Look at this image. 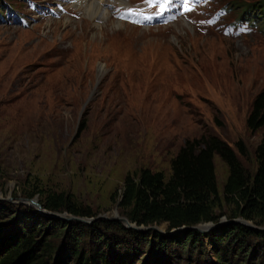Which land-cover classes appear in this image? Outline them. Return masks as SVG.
Segmentation results:
<instances>
[{
    "label": "rangeland",
    "instance_id": "374dc122",
    "mask_svg": "<svg viewBox=\"0 0 264 264\" xmlns=\"http://www.w3.org/2000/svg\"><path fill=\"white\" fill-rule=\"evenodd\" d=\"M135 1L103 0L92 18L77 0H3L9 6L0 14V201L8 210L0 216L9 223L0 233L18 232L9 236L0 256L19 237L30 236L38 253L45 242L56 243L55 264L60 259L74 263V248L83 256L91 248L90 255L113 263V255H120L112 240L134 241L128 239L131 231H118L129 221L137 231L146 229L147 243L134 260L140 264L151 244L149 229L179 236L186 228L128 219L121 205L127 174L148 167L168 175L178 147L202 133L219 136L247 170L255 169L261 129L250 131L246 115L264 87V20L236 6L250 0H212L203 9L185 0L176 20L152 26L129 22L123 12L116 15L121 7L138 6ZM58 3L64 5L60 10ZM217 7L225 11L214 25L207 24L205 18ZM236 18L246 30L225 33L227 25L219 26ZM237 140L245 144L246 156L237 150ZM213 162L217 218L196 228L214 231L213 224L232 219L256 226L228 216L232 204L223 197L228 165L217 152ZM47 192L63 193L89 215L66 209L43 214L51 211L43 205ZM93 228L106 237L98 246L90 240ZM248 239V248H237L235 240L224 242L231 250L224 264H264V246L263 254L251 255L252 240L259 238ZM178 240L176 246L162 240L154 244V258L167 264H210V247L200 255L189 239L185 244Z\"/></svg>",
    "mask_w": 264,
    "mask_h": 264
},
{
    "label": "trees",
    "instance_id": "16d2710c",
    "mask_svg": "<svg viewBox=\"0 0 264 264\" xmlns=\"http://www.w3.org/2000/svg\"><path fill=\"white\" fill-rule=\"evenodd\" d=\"M236 6L240 7L241 13H254L257 11L264 14V0H250ZM246 125L252 132L261 129V137L254 149L256 166L253 171H249L243 166L235 150L226 141L215 134L202 133L185 139L178 147L170 159V172L168 175L161 170L142 167L137 174L133 176L127 174L125 176L121 192V205L125 208V215L128 219L142 225L166 222L169 228L186 227L179 236L162 235L149 229L150 240L147 237V241H151V244L147 249L148 252L145 251L148 254L145 258L140 259V264H167L164 259L154 258V244L162 240L172 241L176 246L179 237V240H184L183 244L189 239L191 242L189 244L200 247V255H205L206 251L202 249L206 250L210 247V252L213 254H211L213 257L208 258L210 264H224L223 261L227 259L228 250L231 251L228 245L224 244L225 241L235 240L236 243H239L237 248L246 246L248 248L250 243L246 242L247 238H249V241H251V237L259 238L252 240L255 249L251 255L260 256L263 254L264 250L261 251L260 248L264 246V229H258L257 226L264 225V87L255 94L252 100L246 115ZM235 145L242 155H247V148L242 141L237 140ZM215 152L228 165V174L223 192L224 201L232 204L227 211L228 216L233 218L240 216L244 219H250L256 226L241 222H230L218 226L217 230H210L205 233H201L196 228V225L200 222L215 221L217 218L214 211L216 209L215 200L218 199L213 162ZM28 196H31V193ZM1 201L0 211L3 215L8 210V206L6 201ZM43 205L51 211L66 209L77 215H89V212L81 210L61 192H47ZM36 216L39 215L36 214ZM5 217L0 216L1 228L7 222L9 223V220ZM55 219L58 221L59 226L63 225L60 219ZM13 220L17 221L16 215H14ZM12 224L11 226H15V224ZM96 230L92 232L93 236L90 240L98 246L106 237L105 234H102V230ZM118 231L123 233H126L124 231H131L128 239L134 238V241L112 240V242L118 243L116 248H118L119 252L117 253L120 255L118 258L113 255L115 257L113 263L98 258L94 254L90 255L91 248L89 255L86 256L81 255L80 249L74 248L72 254L75 262H72V264H135L134 260L138 256L137 253L147 243L146 241L143 242L144 232L137 231L125 224ZM17 232L18 228L14 229L13 234ZM13 234L9 235L7 231L0 233V253L8 245L9 236L12 239ZM113 235H110L109 238L113 239L115 237ZM78 238L82 239V237H77V240H79ZM193 242L196 244H192ZM35 243V239L30 236L19 237L17 244L0 256V264H55L56 243L52 241L45 242L39 253L35 251L38 247ZM59 259L60 257L58 261ZM59 264H67V262L60 259Z\"/></svg>",
    "mask_w": 264,
    "mask_h": 264
},
{
    "label": "bare ground",
    "instance_id": "6f19581e",
    "mask_svg": "<svg viewBox=\"0 0 264 264\" xmlns=\"http://www.w3.org/2000/svg\"><path fill=\"white\" fill-rule=\"evenodd\" d=\"M101 1H103V0H77L78 5H81L82 6L81 8L86 11V15L88 17H92V18L95 17L98 12L100 13L102 8H101V6L98 5V2H101ZM120 1H123V0H120ZM141 3H142V1H140V0L135 1V4H137V5H140ZM59 6H64V5L59 4ZM59 10H60V8H59ZM63 11H67V8L65 7ZM105 16H107V15H105ZM141 231H146V229H142ZM155 231L162 232L158 229H155Z\"/></svg>",
    "mask_w": 264,
    "mask_h": 264
},
{
    "label": "water",
    "instance_id": "95a60500",
    "mask_svg": "<svg viewBox=\"0 0 264 264\" xmlns=\"http://www.w3.org/2000/svg\"><path fill=\"white\" fill-rule=\"evenodd\" d=\"M31 202H34V201H32V200H30ZM35 203V202H34ZM42 213L43 214H49V215H52V216H54L55 214H54V212H52V211H50V212H43L42 211ZM230 222H241L239 219H232V220H230ZM126 225H128V226H133L132 224H130V222L129 221H126V223H125ZM220 224H213L211 227H218ZM250 225V224H249ZM186 228V227H185ZM179 229H181V228H179ZM175 230H177V229H175Z\"/></svg>",
    "mask_w": 264,
    "mask_h": 264
}]
</instances>
